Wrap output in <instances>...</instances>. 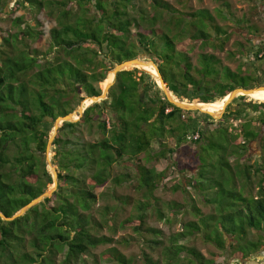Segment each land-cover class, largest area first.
Here are the masks:
<instances>
[{"label":"trees","instance_id":"1","mask_svg":"<svg viewBox=\"0 0 264 264\" xmlns=\"http://www.w3.org/2000/svg\"><path fill=\"white\" fill-rule=\"evenodd\" d=\"M135 1H16L17 8L27 5L36 14L43 9L47 17L55 20L56 26L49 30V50L55 55L52 56L54 61L46 55L41 59L38 56L42 53L28 49L27 40L36 42L43 33L37 29L40 21L36 17L37 26L30 23L21 27L20 19H16L14 24L19 26L18 31L7 34L0 42V210L6 217L15 214L52 184V175L46 168L43 155L55 119L73 112L84 98L99 95L101 91L95 84L102 82L105 87L106 73L118 63L140 55L142 59L153 61L168 91L178 100L189 103L210 102L215 105L222 103L236 88L259 90L262 88L256 87L264 86V72L251 78L242 76L223 65L214 52L224 50L232 32L230 26L216 22V17L229 20L227 10L230 4L227 1L222 0L226 11L214 9V14L205 8L182 12L166 0H145L146 5L138 7ZM69 4H74V7H69ZM5 5V0H0V8ZM245 28L249 34L256 29L250 24ZM190 43L199 44L201 49L196 65L186 50ZM236 45L238 56L247 60L249 51H245L241 43ZM206 47L212 52L205 51ZM249 59L254 60L248 61L252 69L255 68L256 62L264 60V47L259 45L253 58ZM144 65L156 69L150 63ZM149 74L136 68L118 72L105 100L90 102L92 104L88 106H91L84 110L78 121L63 122L58 127L52 142L54 154L51 161L57 170L58 186L50 196L28 208L24 214L9 221L0 217V264H75L83 260V254H88L91 248L112 243L111 236L95 232L103 223L96 220L91 212L97 197L95 189L105 185L109 179L119 184L123 177H112V167L139 153L150 152L153 141L160 145L159 154H164L162 138L182 129V135L175 137V143L179 144L188 133L189 123L196 129L190 139L193 143L212 140L210 135L214 131L221 134V142H208L210 146L217 147L221 166L230 169L242 166L237 162L233 167L231 161L222 157L230 137L236 140L234 145L238 149L229 153L246 156L250 160L246 155L248 143L261 134L264 102H246V95L231 101L218 120L233 130L237 127L229 121L237 122L241 133L229 132L227 126L219 128V123L213 124L211 129L200 125L197 130L198 121L191 117L194 111L170 105L157 86L154 79L159 82L157 75L151 74L152 78ZM70 100L74 105L69 103ZM250 112L257 115L249 118ZM194 113L209 118L199 111ZM82 126L96 133L95 138L87 141L76 135ZM239 134H244L247 139L238 140ZM197 145L198 148L201 146ZM261 161L246 165L250 171H257L263 166ZM135 165L137 188L144 201H137L138 212L132 227L143 239H147L145 234H150L152 238L147 242L153 244L149 246L160 245L165 258L163 263H159L158 259L143 252L144 264H214L213 258L207 259L199 249L181 242L193 234L226 252L237 264L246 263L248 258L264 251L263 187L256 195L252 194L250 204L240 200L238 191L228 192L229 197L240 200L236 203L241 213L238 218L231 211L233 205L225 199L220 202V210L225 215L221 213L219 216L215 209L213 213H204L191 204L190 209L199 219L184 221L182 229L170 233L164 241L154 237L160 234L158 228L146 224L147 212L170 222L185 205L175 200L160 201L153 191L160 187L164 173L144 164ZM177 168L189 175L188 187L194 192L195 179L191 175L195 171L198 173L199 164L193 167L185 163ZM243 170L247 178L250 171L248 173L247 168ZM250 178L251 173L247 180ZM180 188L182 184L172 187L175 191ZM202 189L195 194L203 203L213 205L210 199L216 191L204 196L208 188L202 186ZM116 199L120 198L117 196ZM122 202L126 201L122 199ZM105 207L104 213L109 214ZM235 229L238 230V238L234 237ZM250 231H254V237L250 236ZM107 250L109 252L101 255L111 258L114 264H134L132 258L117 248L110 246ZM59 255L61 259L57 261Z\"/></svg>","mask_w":264,"mask_h":264},{"label":"rangeland","instance_id":"2","mask_svg":"<svg viewBox=\"0 0 264 264\" xmlns=\"http://www.w3.org/2000/svg\"><path fill=\"white\" fill-rule=\"evenodd\" d=\"M16 1L18 0H5L6 2L5 7L0 8V42L3 37L7 36V34L18 31L19 26L14 24V21L16 19H20L19 24H21V27H25L27 26V24L30 23L31 25L33 24L37 26L38 24H36L34 20V18L36 17L39 19L41 25V26L39 25L37 29L43 31V33L41 38L36 42L27 40V44L29 45L28 49L30 50L35 49L36 51L42 53V55L40 54L38 56L41 59H44L45 57H43V55H46L48 59L50 58L52 61H54V58H52V56L55 54H53V52L51 53L49 50L50 47L49 30L56 26L55 20L51 17L50 18L47 17L46 11L43 9L36 14L34 12H31L30 9L27 7V5H25L24 7L21 6L17 8ZM166 1H168L172 6H174L175 8L179 9L182 12L195 11V10L197 11V9L199 8L208 9L209 11L212 12V14H214L213 12L214 9L223 8V10L226 11V9H224L225 6L222 0L220 1L219 0H166ZM223 1L224 2L227 1L230 4L229 9L227 10L228 14L230 15V16L228 15L229 20L223 21L222 19L216 17V22L217 24L223 26L224 25L230 26L232 32L229 41L224 46V50L223 51L216 50L214 52L220 57L223 65H227L231 70L240 72L242 76H248L249 78H251V77H255L257 73L258 75L261 76L262 74L261 72H264V60L256 62L255 64L256 67L252 69L250 62L254 60L250 61L249 58H253V53L259 45H262L264 47V1L263 0H223ZM141 4L146 5L145 0L135 1L136 7H138ZM69 7L73 8L74 4H69ZM130 12L132 14H136L135 12L133 13V11ZM239 20H244V22L238 23ZM248 24H250V26L253 25L254 27H256V29L252 30V33L250 34H249L250 31L247 28H245V26L246 25L248 26ZM134 30L135 29L133 28V30L131 31L133 32ZM236 43H241L243 49L245 51H249L248 54L249 58L247 60H245V58L242 56H238L239 54H237L238 51H237ZM204 49L207 52H212V50L208 47ZM3 50L7 51L5 50V48ZM186 50L190 52V55L192 56L191 61L193 64L196 65L198 54L201 53L199 44L196 45L190 43L187 45ZM231 54H234V57ZM136 58L142 59V55ZM143 60L145 59L143 58L142 61ZM112 69H110L109 71H111ZM138 70L142 71V69L139 68ZM108 72L106 73L107 76L106 82H108V75H107L109 74ZM151 77L154 78L152 75ZM106 82L104 83L107 84ZM114 82H115V78L113 80V83ZM95 85L100 91H102L103 89L102 82H99ZM259 90H264V89L262 88ZM239 96L241 95L236 96L234 99H237ZM245 97H247V99L245 100L246 102H250V101H252L253 103L264 102V101H255L252 99L250 100L248 96ZM90 102L86 103V106H88ZM183 102L189 103L187 100H183ZM193 102L194 101L190 103ZM69 103L74 105L73 100H70ZM223 103L224 101L222 103L218 102V104H220L221 106L223 105ZM233 106L237 108V105L234 104ZM261 110H263L264 112V108H262ZM223 113L220 112L219 114H216L219 115L220 117L209 116V118H203L202 115L192 112L191 117L197 119L198 121L199 126L197 125L198 126L197 130H199L200 129L199 127L201 126H205L211 129L213 128L214 125H217L219 123L218 124L219 128L224 129V126H227L229 132L241 133L240 124H237V122L233 120H230L229 123L237 127L236 130H233L226 123L223 124L221 121L219 122L220 118L223 116ZM256 115H257L256 112H250L249 118L255 117ZM183 120L186 121L185 118ZM207 123L210 124L207 125ZM189 126H188L189 129L186 130L188 133L184 135L185 139L181 141L179 144L175 143V137H177L176 136L177 134L182 135V133L184 132V130L182 129L177 130L171 135L166 134V136L162 138V142L164 143L165 146L164 154L162 155L159 154L160 145L157 142L153 141L151 143L150 152L141 153V154L139 153L136 155V157L128 158L126 159V161L121 162L119 164L116 163V165L112 167L111 170L112 177L118 176L120 178L121 177L123 178L119 184H114L112 183V180L109 179L105 185L97 187L95 189L97 197L95 202L93 203L91 212L93 213L94 215L93 217L96 220H100L103 222L101 227H98L95 232L99 234H105L107 236H111L113 242L107 244H101L94 248H91L88 254L86 255L83 254V260H79L75 264H114L111 258L106 259L101 255L103 252H109L107 249L110 246L117 248L126 257L132 258L134 264H144V262L142 261L143 252H147L150 255H152L153 258L158 259L159 263H163V260H165L160 245H154L153 247L149 246L150 244L152 245L153 243H151L150 241L147 242V240H150L152 236L150 234H145L144 236L147 237V239H143V237H141L137 232H135L132 227L133 219H135L138 212V210H136V205L138 203L137 201L138 200L141 202L144 201V197L141 195V192L137 188L138 183L136 179L137 174L135 170L136 163L137 164L139 163L141 165L144 164L147 167L153 168L155 171H161L164 173V178L161 181L160 187H158L156 190L153 191V194L157 196L160 199V201L168 202L170 200H175L176 202L185 205L183 208H181L182 210L176 214V217H174L170 222H168L163 218L159 219L158 216L151 211L147 212L148 216L146 217V221H145L146 224L149 226H154L160 230V234H158L157 236L153 235L154 237L167 241L170 233L180 231L182 229V223L184 221L186 220L195 221L196 219L198 220L199 216L196 214V212H193L190 209L191 204L196 205V207L198 206L201 209V211H203L204 213H213L216 210L219 216L222 213V211L220 210V202L223 199H225L226 201H228L230 204L233 205L234 208H231L233 215L237 218L238 216L239 217L241 216V213H239V211L237 210L239 207H237L236 203H240V200L241 201L245 200L247 204H250V202L253 201L252 199L253 195H256L257 191L261 189V187L264 188V186H262V184L264 183V178H263L264 163H262L263 166H261V169L257 171L256 169H252L250 171L246 165L248 163L254 162L255 160L257 163L259 160H262L261 162H264V140H261V142L252 140L250 141V143H248L249 149H248V153H246L247 157L250 158V160H248L246 156L245 158H243L242 156L240 157L236 155V153H229V152H234V150L236 151L238 149V147L234 145L236 144V140L234 141L233 138L230 137L228 139V142L226 143L227 150L222 155V157L223 158L226 157V160L228 159L229 161H231L233 167L237 165V162L242 164V166L239 165L236 168L230 169L221 166V161L217 151L218 150L217 147L216 146L213 147L212 145L210 146L208 143L212 140L220 141L221 134L217 131H214L213 134L210 135L212 140L209 139L207 142L205 139H203L201 142L200 141L197 142V144L201 145L198 148L196 142L193 143V141L190 140L192 138L193 130L194 131L196 130L193 127L195 125L192 126V124L189 123ZM80 129L81 130L77 131L76 135H80L81 138L87 141H90L93 138H95L96 133L89 132L87 128L84 126L80 127ZM261 132L262 134H264V126H261ZM243 137H245L244 134L243 135L239 134L238 140L242 139ZM245 139H247V137H245ZM248 141L249 140H247V142ZM52 148L53 145L49 149V153H48V155L51 156V160L54 154ZM43 156H45V154ZM195 157L196 159L194 160ZM45 160H46V156H45ZM185 163H188L189 166H193V167L194 164L196 165L199 164L198 173L196 174V171L194 169L195 172H192L193 174L191 175V177L195 179L194 192L190 187H188L189 185L187 181L189 179L188 177L189 175H187V173L186 174L183 173V171H179L177 168L178 165ZM52 165L55 166L54 164ZM46 168L51 173V167L49 168L47 163H46ZM245 168H247L248 173L249 171L251 173L250 180H247L250 173L246 178L247 175L244 173L243 170ZM199 172H203V174H200ZM185 176L187 177V180ZM260 181L262 184L260 183ZM52 184H50L48 188H50ZM175 184H182V188L176 191L173 190L172 187ZM202 186H207L208 188V191L204 192L205 194L202 193L204 196H209L210 192H212L213 190L216 191L211 195L212 198L210 199V203L213 202V205L203 203L201 198L198 196V194H195L196 191L200 192L203 190ZM237 191L241 194V197H239L240 200H238L235 197L228 196V192L234 193ZM117 196L120 199H116ZM122 199H124L126 202L123 203ZM105 206H107L109 210V214L104 213ZM159 206H160V202H159ZM241 208L245 209L246 207H241ZM221 219L223 218H220V220ZM112 228H114V230H112ZM234 231H235L234 237L238 238L237 237L238 230L235 229ZM250 236L251 237L255 236L254 231H250ZM181 242L185 243L187 246L189 245L191 247H195L199 249L207 257V259L213 258L214 264H232L231 262L232 258L226 252L224 251L222 252L218 250V248H216L213 244L205 242L202 239V237H200L198 234H193L192 236L190 235ZM243 243L244 245H246L245 242ZM166 244L167 242H165V245ZM60 259L61 256L59 255L57 257V261H60ZM247 260L249 261L248 262L245 261L246 263L244 262L243 263L264 264V251H262L261 253H256L255 255L251 256L250 259L248 258ZM57 264L59 263L57 262Z\"/></svg>","mask_w":264,"mask_h":264},{"label":"water","instance_id":"3","mask_svg":"<svg viewBox=\"0 0 264 264\" xmlns=\"http://www.w3.org/2000/svg\"><path fill=\"white\" fill-rule=\"evenodd\" d=\"M144 63H150L157 69L158 78H159V82L155 78L156 81H157V85L161 89V91L163 92L165 99L167 100V102L170 105L171 104L175 105L176 107H178L180 109H183L185 111H194V112L199 111L201 113L207 114L210 117H218L219 116V115H213L212 113L204 111L199 106H195L193 103L183 102V101L178 100L175 96L173 97L171 95L172 93L168 91V88L166 87V82L164 81L163 77H161L157 66L151 60H147V61L143 60L142 61V59H139V58L126 60V61L118 63L116 66H114V68L111 70V72L114 73L113 76L115 77L117 75V73L120 72V71L129 69V68H132V67L138 69V67H136V65H138V64L144 65ZM127 66H129V67H127ZM143 72L148 73L145 70ZM149 75H151V74H149ZM111 85H112V83L107 85L105 88H103L99 95L91 96L90 98L86 97L83 100H85V99L92 100V103L101 102V101L105 100L107 98V93H108V90L111 87ZM256 88H263L264 89V86H259V87H256ZM253 89H255V88H250V89L236 88V89L232 90L231 92H229L227 94V96H228L227 100L224 102V105H225L224 111L229 106L231 101L236 96H238L237 92L241 91V92H245V93H247V92L250 93V91H252ZM241 96H245V95H241ZM83 100L80 102L79 107H77L73 112L68 113V114L64 115L63 117H57L55 119V121L53 123V126H52L53 130H52L51 134L49 135V137L47 139V143H46V146H45V156H46V160H47L46 161L47 165L51 166V175H52V183H53L52 186L50 188L46 189L45 191H43L41 194L37 195L36 198L29 200L26 204H24L19 209V211H17L12 216L6 217L4 215V213L0 210V217L2 219H5V221H9L10 219H12V218H14L16 216L24 214L28 210V208H30L31 206L33 207L38 202L42 201L45 197L50 196L52 194V192L57 188V186H58V183H57V170H56V167L53 166L52 163H51V161H52L51 160V156L48 155L49 149L51 148L53 139H54L55 135L58 132V127L61 126L63 124V122L73 123V122L78 121L80 119V117L82 116L84 110L88 109L91 106L90 105L89 107H84L83 104H82ZM92 103H90V104H92ZM73 115H77L78 117L76 119H73Z\"/></svg>","mask_w":264,"mask_h":264},{"label":"bare ground","instance_id":"4","mask_svg":"<svg viewBox=\"0 0 264 264\" xmlns=\"http://www.w3.org/2000/svg\"><path fill=\"white\" fill-rule=\"evenodd\" d=\"M127 67H129V66H127ZM136 67H138L139 69H142V71L145 70L148 73H151L153 75H157V77H158L157 69H151V68L145 67L142 64H138V65H136ZM113 75H114V73H112L110 71L109 74H108V82H106L107 83L106 86L109 85V84H111V83H113V80H114V76ZM103 88H105V87L103 86ZM256 89H258V88H256ZM239 94H244V95L252 98L253 100L264 101V90H255V89H253L252 91H250V93H248V92L245 93V92L239 91V92H237V95H239ZM171 95L174 97L173 94H171ZM227 97L224 99V102L227 100ZM90 101L92 102V100H88V99L85 100V101H83L82 102L83 106L86 107V103H88ZM193 104L195 106H199L204 111H207L209 113H212L213 115L219 114L220 112L222 113L224 111V107H225L224 103H223L222 106L220 104L211 105L210 102H208V103H201V104H198V103H194L193 102ZM77 117H78L77 115H73V119H76Z\"/></svg>","mask_w":264,"mask_h":264},{"label":"flooded vegetation","instance_id":"5","mask_svg":"<svg viewBox=\"0 0 264 264\" xmlns=\"http://www.w3.org/2000/svg\"><path fill=\"white\" fill-rule=\"evenodd\" d=\"M260 129H261V126H260ZM259 129V130H260ZM261 132V131H260ZM263 137H264V134H262V132H261V134H258V136L255 138V139H253V140H256V141H258V142H261V140H263ZM260 156V155H259Z\"/></svg>","mask_w":264,"mask_h":264},{"label":"built area","instance_id":"6","mask_svg":"<svg viewBox=\"0 0 264 264\" xmlns=\"http://www.w3.org/2000/svg\"><path fill=\"white\" fill-rule=\"evenodd\" d=\"M198 135V134H197ZM197 135L195 136V137H197ZM232 262V264H237V263H235V262H233V261H231Z\"/></svg>","mask_w":264,"mask_h":264},{"label":"crops","instance_id":"7","mask_svg":"<svg viewBox=\"0 0 264 264\" xmlns=\"http://www.w3.org/2000/svg\"><path fill=\"white\" fill-rule=\"evenodd\" d=\"M255 101H257V100H255Z\"/></svg>","mask_w":264,"mask_h":264}]
</instances>
